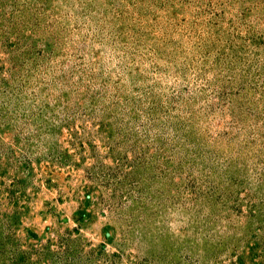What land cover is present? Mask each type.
<instances>
[{
    "label": "rangeland",
    "instance_id": "obj_1",
    "mask_svg": "<svg viewBox=\"0 0 264 264\" xmlns=\"http://www.w3.org/2000/svg\"><path fill=\"white\" fill-rule=\"evenodd\" d=\"M0 264H264V0H0Z\"/></svg>",
    "mask_w": 264,
    "mask_h": 264
}]
</instances>
